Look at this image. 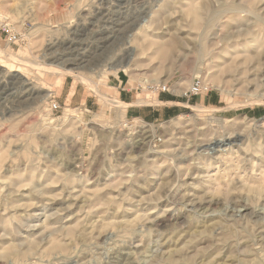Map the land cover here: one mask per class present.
I'll list each match as a JSON object with an SVG mask.
<instances>
[{"label":"rangeland","instance_id":"rangeland-1","mask_svg":"<svg viewBox=\"0 0 264 264\" xmlns=\"http://www.w3.org/2000/svg\"><path fill=\"white\" fill-rule=\"evenodd\" d=\"M0 14L33 24L0 37V264H264V0Z\"/></svg>","mask_w":264,"mask_h":264},{"label":"built area","instance_id":"built-area-1","mask_svg":"<svg viewBox=\"0 0 264 264\" xmlns=\"http://www.w3.org/2000/svg\"><path fill=\"white\" fill-rule=\"evenodd\" d=\"M32 22L24 20L22 23H17L7 14H0V37L9 45L21 46L26 44L27 37L32 31ZM154 91L165 92L169 90L168 85H150ZM212 89L209 88L202 77H195L191 87L185 92V96H199L200 94L208 93ZM52 109H59L60 105L56 100L50 103Z\"/></svg>","mask_w":264,"mask_h":264},{"label":"bare ground","instance_id":"bare-ground-1","mask_svg":"<svg viewBox=\"0 0 264 264\" xmlns=\"http://www.w3.org/2000/svg\"><path fill=\"white\" fill-rule=\"evenodd\" d=\"M147 19V16H145V17H143V19L141 20V22H148V20H146ZM132 36V35H131ZM130 36V37H131ZM173 44V43H172ZM171 52H172V45H167L166 47H164V48H161L160 50H159V55H160V57H161V59H165V58H167V57H170V54H171ZM7 54L8 53H6V56H7ZM102 54V53H101ZM9 56V55H8ZM8 56H7V58H8ZM10 58H12V59H15V60H17V58L15 57V56H10ZM21 60V59H20ZM67 61V60H66ZM64 63H62L63 65H57L56 67H58V69H59V71H60V73H64V74H69V73H72L74 70H72L71 68H66L65 67V65H66V62L65 61H63ZM21 63H23V61L21 62ZM65 64V65H64ZM115 66L116 65H112V66H110V68H115ZM1 67H6V66H3V65H1ZM52 67V66H51ZM55 67V66H54ZM55 67V68H56ZM4 69V68H3ZM20 73V72H19ZM6 74V73H5ZM24 86H25V84H24ZM93 87V86H92ZM33 90V89H32ZM31 94H32V92H31ZM34 96V95H33ZM102 96H104L103 94H102ZM25 98V97H24ZM36 98V97H35ZM108 99V98H107ZM112 101L113 102V104H114V102L115 103H117V104H115V105H117V106H120L119 104L121 103V102H119V101H113L112 99H108V101ZM22 101V100H21ZM148 103H150V104H152V102L151 101H149ZM216 144L217 145H219V146H221V145H223L224 144V141L223 140H219V141H217L216 142ZM216 145V146H217ZM55 247V246H54Z\"/></svg>","mask_w":264,"mask_h":264},{"label":"crops","instance_id":"crops-1","mask_svg":"<svg viewBox=\"0 0 264 264\" xmlns=\"http://www.w3.org/2000/svg\"><path fill=\"white\" fill-rule=\"evenodd\" d=\"M169 101H170V100H163V101L160 100V102H169ZM148 104H149V103H148Z\"/></svg>","mask_w":264,"mask_h":264}]
</instances>
